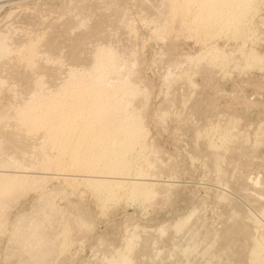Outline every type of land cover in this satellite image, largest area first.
Listing matches in <instances>:
<instances>
[{"label": "rangeland", "instance_id": "374dc122", "mask_svg": "<svg viewBox=\"0 0 264 264\" xmlns=\"http://www.w3.org/2000/svg\"><path fill=\"white\" fill-rule=\"evenodd\" d=\"M175 1L0 0V161L3 160L2 162H5L0 164V174L3 169H7L8 171H4L13 175L21 173L20 179L23 182L18 180L20 184L22 183L21 185H23L24 181H27V184L24 183L27 189L30 187L29 184L31 185V188L27 190L25 189L26 187L23 189V186L19 184L20 188L15 189L18 190L17 192L20 191L22 193L19 192L18 194L14 188L13 191L8 189L10 192L8 190L2 191L6 197L0 192V197H4V199L3 197L0 199V206H3L2 208L0 207V214L5 215H0V232L2 231L0 233V264H16L19 258L20 260L23 258L21 262L25 261L20 262V264H33L34 257L38 255V258H42L41 254L47 255V257L44 256L45 258H42L47 263L42 264H112L114 261L118 263V258H122L124 255L126 257L131 256L128 258L134 261L133 264H159L164 259L165 264H264V214L262 213L264 212V0H252L245 5L248 10L244 9V14L241 17L239 16L240 19H237L236 23H233L236 25L228 24L230 21L228 19L226 25L222 24L227 28L220 25L219 22L221 27L217 25L218 23H215V29L218 31L213 35L216 38H213V35L209 37L207 32L209 28L203 27L204 30H202V26L193 23L191 14L184 15L181 12L182 8H180L181 11L179 12L181 4L178 5L179 7H174L173 5L176 4L173 2ZM176 7L178 8L177 10ZM171 8L172 10L175 8L174 11L169 10ZM220 29L221 31H226L221 32ZM193 32L197 34L198 40ZM201 32L205 34H200ZM199 34L200 36L202 35L201 38ZM207 34L208 37H206ZM106 50L110 54L114 53L117 61H115L117 63L116 66L118 65L121 70L119 71L120 75H113V78L110 79L112 82L110 84L109 82L106 83L107 86L105 88L108 87L116 91L120 87V89L125 88L123 89L125 91L130 83L137 90L133 93L136 96L134 95L132 104L128 105V108L119 107L120 110L118 109L119 111L116 112L117 114L115 113V118H113L116 119L117 117L119 119L118 117L120 116V118L122 116L123 118L126 116L136 118L139 114V120L141 118L143 120L141 124L144 123V126H142L143 130H147H144L146 133L143 131L146 137L143 136V138L145 137L143 140L140 138L139 142L141 141V143L134 148L132 154L130 153L131 157L129 158L131 159H129V163L131 160L132 162L129 164V174L126 172L127 174L124 175L126 178L118 177L117 179L112 174L103 173L105 175L102 177L103 180L105 177L110 176V178L107 177L106 179L111 182L117 179L123 181V184L121 186L118 184L117 187V183L114 181L112 185L109 184L106 187L107 189L104 188V190L103 187L100 189L96 185V188H94V183L97 184L95 180L102 179L100 177L102 172H96V175L95 170H93L91 175V173L87 174L90 170H86L87 172L84 171L83 175V169H79L78 171L82 174H79V172L75 174L77 168L76 171H74V168L72 171V167H69L68 155L59 157L58 153L48 142L46 127L30 128V124H26V126L23 122L21 123L19 116L26 108H31L38 114L41 113L43 117L47 116V112L49 111L48 114H51V109L54 106H57L58 109H64L72 96V91L75 88H80V85L81 88L86 90L92 89V86L94 88L96 82L93 83L92 81H97V75H101L100 72L95 70L98 63L96 61L101 54L106 55ZM216 50L220 54L218 51L215 52ZM254 51H256L255 54L257 56H254ZM200 52L203 58H200ZM250 52L256 60L259 56H263L262 58L260 57L262 62L260 58L257 61L253 58L251 59L249 57V55H252ZM214 54L218 56L219 61L217 57H213ZM193 58L195 61L198 58L197 66ZM222 61L224 63L223 66L221 64ZM191 62L195 65L191 64ZM199 62H201V65ZM216 62H220V64ZM172 68H175L174 73L171 70ZM194 69L198 72L193 73L195 72L193 71ZM178 70L180 71L178 72ZM181 71H185L187 74ZM167 72L171 73L172 76ZM181 75H184V77ZM173 77L177 78L174 79ZM116 78H118V81L116 80L117 82L113 86L112 83L115 81L113 79ZM165 78L170 81H166ZM173 80L177 81L174 82ZM166 82H170L171 86L169 83L166 84ZM192 84H195V87ZM132 86L130 87L129 85L130 91H133ZM190 86H192L193 91ZM140 89L143 90V94ZM66 90L68 91L66 92ZM103 90L97 91L102 95ZM115 91L112 92L113 97L115 96L112 103H119L120 101L115 100L117 94ZM91 94L90 92L87 98L89 99L90 97V99H86L88 101H86L88 103L85 104L86 107L93 102ZM69 95L70 97L68 98ZM109 95L111 96L112 94ZM120 111L130 112L129 114L124 112L127 114L125 116ZM133 111L136 115H134ZM118 127L121 130L120 124ZM80 128L82 127L78 125L76 129L80 131ZM228 132L230 133L228 134ZM90 134L87 137L89 142L93 139L91 137L95 136L94 133ZM200 134L202 135L200 136ZM89 136L91 137L89 138ZM225 136H230V138H225ZM220 137H222V140ZM96 138L93 141H102V139ZM210 139H215L216 141L212 142L213 140ZM226 140L228 144H226ZM222 141L225 143L221 144L223 143ZM209 143L217 144L219 147ZM220 147L222 149H219ZM140 148L144 152L142 150L140 152ZM217 148L221 151L217 150ZM217 157L222 161L215 159ZM57 158L59 161L56 160ZM62 159L64 161L68 160L67 163L62 161ZM191 159H196V161ZM46 160H50L49 164ZM51 161L53 162L52 166L50 165ZM61 164L63 167L65 164L66 167L63 168ZM217 165L220 167H217ZM138 168H141V170ZM4 171L2 173H5ZM140 171L142 172L141 175L139 174L141 173ZM85 172L87 175H85ZM147 173H150V175ZM23 175H25V178ZM94 175L97 176H95V179ZM147 175L151 177L153 182L151 179H146L150 178ZM131 177H133L134 181L137 179L145 181V183L149 182L148 184L151 188L148 186L150 188H147L148 194L150 193V195L155 197L152 196L151 198L150 195L144 193L145 195L143 196H146L145 198L143 196L139 197L140 199L137 197L139 200L135 199L130 202L133 199L129 191L130 183L133 181ZM134 177L137 178L135 179ZM81 178H84L85 181ZM157 178H160V182ZM32 179L38 181L34 180L36 181L34 182ZM87 179L90 181H87ZM32 183H36L35 187ZM160 184L162 187H160ZM19 185L15 186L18 187ZM223 185H225L223 188L228 189L226 191L230 193L229 197L227 196L228 192L223 193L225 191L222 188ZM108 188L113 190L111 191ZM102 189L103 192H99ZM108 190L111 193L115 190L112 193L115 197L108 193ZM15 192L16 194H14ZM222 193L224 195L223 199ZM109 194L112 196H109ZM12 195H14V199L11 197ZM148 196L150 199L147 200ZM142 197L147 201L143 200L142 202ZM128 199L131 200L128 201ZM3 200L4 202H2ZM39 200L43 202L39 203ZM11 202L12 205L10 206ZM3 203L9 205L5 206ZM44 203L46 204L44 205ZM47 203L50 204L48 205ZM203 203L206 208L202 205ZM35 204L37 207H34L36 206ZM39 204L45 206L42 207L43 213L41 210H37ZM200 205L203 208H199L201 207ZM35 208H37L36 211ZM39 208L41 209V207ZM201 209H205L206 212L203 213L205 210L202 211ZM31 211L32 214H30ZM61 211L64 212L63 215ZM199 211L203 213L202 224L205 223L204 226L206 227L204 229L205 227L203 226L201 231L199 230L202 235L200 233L197 235V230L194 232L197 235V239L200 236V240L198 239L200 244L195 243V240L197 241V239H193L195 235L190 237L189 234V236H186L188 233L186 231L183 237L186 236L187 238H184V241L180 242V244L184 243L185 246H182L186 247V244L190 243V247L188 245L187 247L189 248L181 247L178 243L183 237H180L177 233L181 232L183 228L178 230L175 229L174 225H176L178 219L182 218L181 220H183V217L185 218L189 214ZM257 211L260 213L258 216ZM247 212L248 214H246ZM233 214L236 215L234 216ZM258 217L261 219L259 218L257 221ZM29 219L31 221L41 220L44 223H41V221H37L38 223L35 221L31 222ZM1 221H5L2 222L4 226H2ZM24 221L25 223L23 224L22 222ZM83 221L86 222L84 223ZM30 223H33V225L41 223L42 226H39L40 228L43 225L45 226L43 228L46 231H43V229L42 231L46 237L42 236L44 237L43 242H45L42 244L46 246L41 245V243L37 244L34 240L36 238L31 236L33 230L35 232L34 226H29L33 228V230H31L32 228L27 230H30V233L24 232V225L27 224L24 227V229H27ZM191 223L188 224H191L192 227L194 220ZM13 224L18 225L14 226ZM160 226L161 230H159ZM16 227H20V229ZM65 227L69 228L65 230ZM163 227L165 229H162ZM13 231L19 232L17 234L21 238L32 237L30 238L32 244L30 239L27 240L29 243L23 239L27 245L32 246L36 243L33 246L36 247L34 248L38 252L33 250V246H26L24 241L22 246L21 242L23 239L17 237L16 233L14 235ZM45 232L47 233L45 234ZM25 233L30 236H26ZM61 233L63 235L67 234L66 240ZM138 234H140L139 237H137ZM129 237L134 243L128 242L127 239ZM188 238L194 240V242L192 241V244L190 240L189 243L185 242V239L188 240ZM135 241L138 243L136 244ZM175 241L181 249L183 248V251L184 249L187 251L190 249L191 253L190 251L181 252L176 247L178 245H175ZM63 243H66V245ZM193 243L198 244L197 246L200 247L199 252L194 251V249L193 251L191 250V246L195 245ZM53 244H55L56 248ZM60 245H64V253L61 251L62 246ZM126 245L129 246L130 250H127ZM130 245L132 248H130ZM202 245H204L203 248L201 247ZM207 245L210 248L207 247L206 249L205 246ZM24 246L26 248H23ZM42 246L45 248L43 247V249ZM65 246L69 247L65 248ZM197 246L194 247L198 249ZM37 247H40V250L43 251L39 252L40 250ZM172 247L176 249L173 248L174 250H171V252L169 249H172ZM30 248L37 254L36 256L33 255L32 251L31 254L33 256H31ZM47 248L48 250L53 248L52 251H49L51 253L48 252L49 256ZM14 249L16 251H13ZM21 249L23 252L26 251L28 253L24 252V255L20 251ZM155 251L162 255L165 253L172 254L173 252L174 254H170L169 259L166 261L168 257L165 258V255L162 256L160 254L164 257V259H160L161 256L158 254L156 256ZM152 253L156 259L159 258L160 260L151 261V259H155L152 257ZM185 253L186 258L184 256ZM28 254L33 258L30 262L24 257H27ZM180 255L183 257L184 263L181 262L182 260L180 261ZM11 256L13 258L10 261ZM114 257L117 261L114 260ZM56 258L59 259L57 260ZM27 261L28 263H26ZM161 263L163 264V262Z\"/></svg>", "mask_w": 264, "mask_h": 264}, {"label": "bare ground", "instance_id": "6f19581e", "mask_svg": "<svg viewBox=\"0 0 264 264\" xmlns=\"http://www.w3.org/2000/svg\"><path fill=\"white\" fill-rule=\"evenodd\" d=\"M175 1V0H174ZM248 1V2H247ZM250 1H252V0H179V1H175V2H173L174 4H176V5H173L174 7L175 6H177V7H179L178 5L179 4H181V6L179 7V12L181 11V9L180 8H182V13L185 15V14H191V17H192V22L193 23H196L197 25H200V26H202V30H204L203 29V27L204 28H206L207 27V32H208V34H209V37H210V35H213V34H216V31H218L217 29H215V23H220V25H222L223 23H224V25H226V21H228V20H230L229 22H228V24L230 23V24H233V23H236L237 22V19H240L239 18V16L241 17V15L242 14H244V9H247V8H245L246 6L245 5H247V4H249V2ZM256 1V0H255ZM170 4V3H169ZM251 4V3H250ZM170 5H172V4H170ZM128 7V6H127ZM171 7V6H170ZM176 7V10L178 9ZM237 7V8H236ZM249 7H250V5H249ZM173 8V7H172ZM172 8L171 9H169V10H172ZM236 8V9H235ZM164 9V8H163ZM175 9V8H174ZM174 9L172 10V11H174ZM253 9V8H252ZM259 9V8H258ZM248 10V9H247ZM254 10V9H253ZM164 11V10H163ZM178 11H176L177 13H178ZM196 11H198V12H196ZM196 12V13H195ZM245 12H247V11H245ZM256 12V11H255ZM175 13V12H174ZM180 14V13H179ZM193 14V15H192ZM171 15V14H170ZM168 16V15H167ZM177 16V15H176ZM154 17V16H153ZM178 17V16H177ZM188 17H189V15H188ZM184 19V18H183ZM228 19V20H227ZM158 20V19H157ZM241 20H242V18H241ZM156 23V22H155ZM192 23V24H193ZM219 23L217 24L218 26H220L219 25ZM83 24H84V22H83ZM227 24V25H228ZM135 25V24H134ZM189 25V24H188ZM224 25H222V26H224ZM233 25H236V24H233ZM81 26V25H80ZM182 26V25H181ZM186 26H187V24H186ZM130 27H131V25H130ZM197 27V26H196ZM221 27V26H220ZM224 27H226V26H224ZM223 27V28H224ZM229 27H230V25H229ZM234 29H235V27L234 26H232ZM231 27V28H232ZM192 28V27H191ZM198 28V27H197ZM218 28V27H217ZM227 28V27H226ZM225 28V29H226ZM230 28V29H231ZM189 29V28H188ZM195 30H196V28H194ZM229 29V28H228ZM244 29V28H243ZM88 30V29H87ZM159 30V29H158ZM198 30V29H197ZM191 31V30H190ZM220 31H221V29H220ZM222 31H226V30H222ZM221 31V32H222ZM227 31H229V30H227ZM232 31V30H231ZM254 31V30H253ZM164 32V31H163ZM163 32H161V33H163ZM206 32V31H205ZM236 32H238V31H236ZM157 33V32H156ZM194 34H195V32H193ZM197 33V32H196ZM204 32H201L200 34H203ZM227 33V32H226ZM200 34H199V36H200ZM205 34V33H204ZM203 34V35H204ZM208 34L206 35V37H208ZM218 34H219V32H218ZM196 36H197V34H195ZM227 35V34H226ZM242 35V34H241ZM246 35V34H245ZM251 35V34H250ZM163 36V35H162ZM202 36V35H201ZM201 36H200V38H201ZM217 37L219 36V35H216ZM206 37H205V39H206ZM213 38L215 37L214 35L212 36ZM220 37V36H219ZM202 38H204V37H202ZM216 38V37H215ZM145 39V38H144ZM209 39V38H208ZM207 39V40H208ZM237 39V38H236ZM197 40H198V36H197ZM200 40V39H199ZM204 40V39H203ZM213 40V39H212ZM216 40V39H215ZM142 41V40H141ZM207 42V41H206ZM211 42V41H210ZM144 46V45H143ZM119 47V46H118ZM142 47V46H141ZM213 47V46H212ZM217 47V46H216ZM103 49V48H102ZM117 49V48H116ZM144 49V48H143ZM206 49H208V48H206ZM217 49V48H216ZM211 50H213V48H211ZM215 50V49H214ZM240 50V49H239ZM107 51V50H106ZM105 51V52H106ZM109 51H110V49H109ZM218 50H216L215 52H217ZM252 51H253V49H252ZM209 52V51H208ZM211 52V51H210ZM214 52V53H215ZM239 52V51H238ZM246 52V51H245ZM255 52L256 51H254V56H257L256 54H255ZM206 54H207V52H205ZM218 53H219V51H218ZM218 53H215V54H218ZM248 53V52H247ZM251 53V52H250ZM201 54V52L199 53V55ZM205 54V55H206ZM209 55H210V53H208ZM215 54L213 55V57L215 56ZM220 54V53H219ZM227 54V53H226ZM242 54V53H241ZM252 54V53H251ZM253 54L250 56L249 54H247V55H249V57H251V59L253 58L254 59V57H253ZM117 55V54H116ZM203 55H204V53H203ZM234 55V54H233ZM244 55V54H243ZM104 56V57H103ZM164 56V55H163ZM201 56V55H200ZM199 56V57H200ZM212 56V55H211ZM211 56H209V57H211ZM225 56V55H224ZM189 57V56H188ZM193 57V56H192ZM191 57V58H192ZM197 57V56H196ZM196 57H195V59H196ZM205 57V56H204ZM215 57H217V60L219 59L218 58V56H215ZM223 57V56H222ZM228 57V56H227ZM247 57V56H246ZM262 58L263 56H259V58ZM96 58V57H95ZM200 58H203L202 56L200 57ZM206 58H207V56H206ZM205 58V59H206ZM232 58H233V56H232ZM256 58V57H255ZM258 58V59H259ZM261 58H260V61H261ZM264 58V57H263ZM118 59V58H117ZM130 59V58H129ZM205 59H203V60H205ZM211 59V58H210ZM214 59V58H213ZM223 59V58H222ZM231 59V58H230ZM250 59V58H249ZM257 59V60H258ZM120 60V59H119ZM124 60V59H123ZM186 60V59H185ZM193 60H194V58H193ZM193 60H191L190 59V61H192L193 62ZM197 60H198V58H197ZM195 61L194 63L196 64V62H198V61ZM201 61H202V59H200ZM221 60V59H220ZM224 60V59H223ZM254 60H256V59H254ZM253 60V61H254ZM256 60V61H257ZM115 55H114V53L113 54H110L108 51H107V53H106V55H103V54H101V56L98 58V60L96 61V62H98L96 65H97V69H95V70H97V72H100L101 73V75H97V81H92L93 83L94 82H96V84L94 85L95 87V89H96V91L97 90H99V92H100V90L102 91L103 89V93H102V95L100 94V93H98V91L96 92L95 91V89L93 88V86H92V89H85V88H81V85H80V88H78V89H74L73 91H72V96L70 97V95L68 96V98L70 97V99H69V101L66 103V106L64 107V109L63 108H60V109H58L57 108V106H54L53 107V109H51L52 111H51V114H48L49 113V111L47 112V116H44L43 117V115L40 113V114H38V112H34L31 108L29 109H25V111H23L22 113H20L19 111V113L21 114L20 116H19V120L21 121V123L23 122L25 125L26 124H30L31 126H30V128L32 127V128H34V127H46V130H47V137L46 138H48L47 140H48V142L52 145V147L54 148V150L58 153V155H59V157H61L62 155L63 156H65V155H68V164L70 165L69 167H72V171H73V168L75 169L74 171H76V168H77V172H75V174L76 173H78L79 171V169H83L82 171H83V175H84V171H86V170H90V172H87V174H89V173H91V171H93V170H95V174H96V172H102V176H100L101 178L103 177V175L104 174H106V173H109V174H112V175H114V177H117V179H118V177H125L126 178V176H124L125 174H127L126 172H128V174H129V170H130V166H129V164H131V162H132V160L130 161V163H129V159H131V158H129V157H131V154H132V152H134V148L137 146V145H139L140 143H141V141L139 142V140H143L146 136H145V134H143L147 129H144L143 130V127L142 126H144V123H142L141 124V121H143L142 120V118H141V120H139V117L138 116H140L139 114H138V116L135 118V117H132V118H130V117H127L126 115L127 114H125L124 112H127V111H120V112H123L124 114H125V116L126 117H124L123 118V116H122V118H120V117H118L119 119H117V117H116V119H114L115 118V116L114 115H116L117 113V111H119L120 109H119V107L120 108H125V107H127L128 108V105H130V104H132V100H133V98H134V95L135 94H133V93H135V91H137L136 90V88H134V86H132V84H130L129 83V85H130V87L132 86V88H133V91H130L129 90V85H128V89H126L125 91H123V89H125V88H123V89H120V87L118 88V90L116 89V91L115 90H112V89H110V88H105L107 85H106V83H108L109 82V84L112 82V81H110V79H112L113 78V75L115 76V75H118L119 74V71L121 70L120 68H118V65L116 66V64L117 63H115ZM138 61V60H137ZM211 61H212V59H211ZM210 61V62H211ZM219 61V60H218ZM230 61V60H229ZM117 62V61H116ZM186 62V61H185ZM191 62V64H193V65H195L194 63H192ZM209 62V63H210ZM212 62H214V60L212 61ZM212 62H211V64H212ZM225 62V61H224ZM262 62V61H261ZM31 63V62H30ZM179 63V62H178ZM189 63V62H188ZM201 62H199V64H200ZM216 63H219L220 64V62H216ZM256 63V62H255ZM254 63V64H255ZM32 64V63H31ZM222 66H223V61H222ZM247 64V63H246ZM250 64H251V60H250ZM123 65V64H122ZM186 65V64H185ZM201 65V64H200ZM264 65V64H263ZM29 66V65H28ZM31 66V65H30ZM95 66V65H94ZM191 66V65H190ZM196 66H197V64H196ZM249 66V65H248ZM245 67V66H244ZM192 68V67H191ZM202 68V67H201ZM208 68V67H207ZM211 68V67H210ZM175 69V68H174ZM174 69L172 68L171 70H173V73H174ZM182 69V68H181ZM188 69V68H187ZM186 69V70H187ZM204 69V68H203ZM246 69V68H245ZM264 69V68H263ZM94 70V71H95ZM183 70V69H182ZM197 70V69H196ZM244 70V69H243ZM126 71V70H125ZM180 70H178V72H179ZM188 71V70H187ZM193 71H195V69L193 70ZM192 71V72H193ZM201 71V70H200ZM133 72V71H132ZM169 72H170V70H169ZM182 72V71H181ZM184 73H186L185 71H183ZM182 72V73H183ZM198 72V71H197ZM196 71L195 72H193V73H197ZM131 73V72H130ZM135 73V72H134ZM168 73V72H167ZM177 73V72H176ZM91 74V73H90ZM103 74V75H102ZM168 74H171V73H168ZM180 74V73H179ZM187 74V73H186ZM92 75V74H91ZM120 75V74H119ZM131 75V74H130ZM226 75V74H225ZM79 76V75H78ZM95 76H96V73H95ZM171 76H172V74H171ZM176 76H178V75H176ZM180 76V75H179ZM181 76H183L184 77V75H181ZM118 77V76H117ZM186 77H187V75H186ZM87 78V77H86ZM92 78V77H91ZM119 78V77H118ZM118 78H116V79H113V80H115L114 81V83H112L113 84V86L115 85V83L118 81ZM121 78V77H120ZM128 78V77H127ZM172 78V77H171ZM174 79H176L175 77H173ZM182 78V77H181ZM188 78V77H187ZM73 79H75V78H73ZM95 79V78H94ZM123 79V78H122ZM167 78H165V80H166ZM184 79V78H183ZM117 80V81H116ZM182 80V79H181ZM86 81V80H85ZM166 81H170V80H166ZM174 82H176L175 80H173ZM172 81V82H173ZM195 81V80H194ZM193 81V82H194ZM89 82V81H88ZM184 82V81H183ZM189 82V81H188ZM192 82V81H191ZM190 82V83H191ZM192 82V83H193ZM169 83V85L171 86V83L170 82H168ZM167 82H166V84H168ZM185 83V82H184ZM195 83V82H194ZM92 84V83H91ZM176 84V83H175ZM178 84V83H177ZM39 85V84H38ZM79 85V84H78ZM86 85V84H85ZM134 85V84H133ZM188 85V84H187ZM191 85V84H190ZM194 87H195V84H192ZM63 86V85H62ZM91 86V85H90ZM90 86H88V87H90ZM111 86V85H110ZM126 86V85H125ZM169 86V87H170ZM197 86V85H196ZM65 87V86H64ZM75 87V86H74ZM84 87V86H83ZM122 87V86H121ZM136 87V86H135ZM168 87V86H167ZM191 87V88H190ZM189 88L190 89H192V86H190ZM62 88V87H61ZM73 88V87H72ZM127 88V87H126ZM132 88H131V90H132ZM59 89V88H58ZM71 89V88H70ZM113 89H114V87H113ZM190 89H189V91H190ZM196 89V88H195ZM141 90V89H140ZM68 90H66V92H67ZM70 91V90H69ZM88 91H90L92 94H94V96H92V94L90 95L92 98H93V102H92V104L90 105L89 104V106H85V104H88L87 102V100H89L90 99V97H89V99H87L88 98V94L90 93V92H88ZM113 91H115V93H117L116 94V98H115V100L117 99V101H120L119 103L118 102H116V103H112L113 101H114V97H113ZM139 91V90H138ZM192 91H193V89H192ZM60 92H63V91H60ZM141 92H142V94H143V90H141ZM140 92V93H141ZM195 92V91H194ZM58 93V92H57ZM137 93V92H136ZM140 93H138V94H140ZM191 93H193V92H191ZM109 94H112L111 96L109 95ZM141 94V95H142ZM149 94V93H148ZM65 95H67V94H65ZM120 95V96H119ZM197 95V94H196ZM136 96V95H135ZM194 96V95H193ZM87 99V100H86ZM87 101V102H86ZM90 103V102H89ZM45 104H47V103H45ZM36 105V104H35ZM57 105H58V103H57ZM136 105V104H135ZM40 106V105H39ZM64 106V105H63ZM132 106V105H131ZM41 107V106H40ZM46 107V106H45ZM59 107H61V106H59ZM49 108H51L50 106H49ZM132 109H133V106L131 107ZM130 108V109H131ZM135 108V107H134ZM19 109V108H18ZM37 109V108H36ZM40 109V108H39ZM119 109V110H118ZM146 109V108H145ZM126 110H128V109H126ZM134 111H135V109H134ZM134 111H133V113H134ZM173 111V110H172ZM120 112H119V114H120ZM130 112V111H129ZM129 112H127L128 114H129ZM138 112V111H137ZM46 113V112H45ZM116 113V114H115ZM122 114V113H121ZM193 114V113H192ZM133 115V114H132ZM134 115H136L135 113H134ZM119 116V115H118ZM114 117V118H113ZM164 117V116H163ZM191 117V116H190ZM13 118V117H12ZM170 118V117H169ZM164 119V118H163ZM229 120V119H228ZM209 121V120H208ZM237 121V120H236ZM18 122V121H17ZM163 122V121H162ZM219 122V121H218ZM20 123V122H19ZM119 124L121 125V130H120V128L118 127L119 126ZM230 124H231V122H230ZM78 125H80L82 128L84 127V129H82V128H80V131H79V129L77 130L76 128H77V126ZM4 126V125H3ZM27 126V125H26ZM101 126V127H100ZM6 127V126H5ZM24 127V126H23ZM165 127V126H164ZM230 127V126H229ZM95 128H99V129H95ZM216 128H219V127H216ZM228 128V127H227ZM7 129V128H6ZM82 129V130H81ZM223 129V128H222ZM29 130H31V129H29ZM235 130V129H234ZM144 131V132H143ZM200 132H201V130H199ZM227 131V130H226ZM225 131V132H226ZM218 132V131H217ZM90 133H94L95 134V136H93V137H91V136H89V138L91 137V138H93V139H95L96 137H98V138H100V139H102V141L101 142H95V140L93 141V139L92 140H90V139H88V140H90V142L89 141H87V137H88V135L90 134ZM146 133V132H145ZM214 133H216V132H214ZM219 133V132H218ZM222 133V132H221ZM230 132H228V134H229ZM93 134V135H94ZM148 134V133H147ZM146 134V135H147ZM198 134V133H197ZM217 134V133H216ZM215 134V135H216ZM90 135H92V134H90ZM202 134H200V136H201ZM227 135V134H226ZM143 136H145L144 138H143ZM213 136H214V134H213ZM95 137V138H94ZM223 137V136H222ZM222 137H220V139L222 138ZM141 138V139H140ZM200 138H202V137H200ZM200 138H198V139H200ZM211 138V137H210ZM225 138H230V136L229 137H226L225 136ZM261 138V137H260ZM97 139V138H96ZM99 139V140H100ZM224 139V138H223ZM210 140H213V139H210ZM222 140V139H221ZM96 141H98V140H96ZM214 141H216L215 139L212 141V142H214ZM220 142V141H219ZM218 142V143H219ZM223 142V141H222ZM143 143V142H142ZM225 142H223V143H221V144H224ZM210 144V143H209ZM213 144V143H212ZM212 144H210V145H212ZM221 144H219L220 146H222ZM226 144H228L227 143V140H226ZM225 144V145H226ZM233 144V143H232ZM209 145V146H210ZM214 145V144H213ZM217 145V144H216ZM216 145H214V146H216ZM228 146V145H227ZM226 146V147H227ZM256 146V145H255ZM259 146V145H258ZM145 147V146H144ZM217 147H219L218 145H217ZM225 147V146H224ZM212 148H213V146H212ZM255 148V147H254ZM213 149H215V147L213 148ZM219 149H222V147H220ZM218 148H217V150H219ZM141 150L143 151V149L142 148H140V152H141ZM135 151H136V149H135ZM219 151H221V150H219ZM1 152V151H0ZM52 152V151H51ZM137 152V151H136ZM144 152V151H143ZM25 153V152H24ZM131 153V154H130ZM139 153V152H138ZM137 153V154H138ZM217 154V153H216ZM215 154V155H216ZM144 155V154H143ZM198 155V154H197ZM211 155V154H210ZM140 156V155H139ZM27 157V156H26ZM58 157V158H59ZM212 157V156H211ZM220 157V156H219ZM222 157V156H221ZM225 157V156H224ZM24 158V157H23ZM58 158L56 159L57 161H59L60 160V158H59V160H58ZM0 159H1V157H0ZM197 159V158H196ZM196 159L195 160H193V159H191V160H193V161H196ZM215 159H219L218 157L217 158H215ZM223 159V158H222ZM225 159V158H224ZM52 160V159H51ZM214 160V159H213ZM220 161H222L221 159H219ZM3 161V160H2ZM2 161H0V164L1 163H5V162H2ZM47 162H48V164H49V161L48 160H46ZM62 161H64L63 159H62ZM62 161H60V162H62ZM67 161H64V162H66L67 163ZM193 161H192V164H193ZM206 161V160H205ZM43 162V161H42ZM59 162V163H60ZM214 162H216V161H214ZM225 162V161H224ZM53 162L51 161L50 162V165L52 164ZM63 163V162H62ZM146 163H148V162H146ZM218 163H219V161H218ZM8 164V163H7ZM6 164V165H7ZM14 164H15V162H14ZM47 164V165H48ZM68 164H67V166H68ZM213 164V163H212ZM217 164V163H216ZM5 165V164H4ZM16 165H18V164H16ZM45 165V164H44ZM60 165V164H59ZM62 165V164H61ZM143 165V164H142ZM153 165V164H152ZM176 165V164H175ZM219 165H221V164H219ZM219 165H217V167H220ZM2 166V165H1ZM9 166H10V163H9ZM9 166H7V167H9ZM52 166V165H51ZM50 166V167H51ZM55 166H56V164H55ZM132 166V165H131ZM224 166V165H223ZM3 167V166H2ZM14 167V166H13ZM13 167H11V168H13ZM48 167V166H47ZM62 167H63V165H62ZM66 167V165L64 164V167L63 168H65ZM138 167H140V166H138ZM1 168V167H0ZM10 168V169H11ZM24 168H26V167H24ZM42 168H44V167H42ZM59 168V167H58ZM132 168V167H131ZM144 168V167H143ZM143 168H142V170H143ZM3 169V168H2ZM2 169H1V171H2ZM9 169V170H10ZM15 169V168H14ZM13 169V170H14ZM22 169V168H21ZM47 169V168H46ZM69 169V168H68ZM138 169H140L141 170V168H138ZM137 169V170H138ZM8 171L7 169H3V171ZM12 170V169H11ZM10 170V171H11ZM18 170H19V168H18ZM17 170V171H18ZM65 170H67V169H65ZM136 170V171H137ZM222 170V169H221ZM220 170V171H221ZM2 171V172H3ZM4 171V172H5ZM15 171V170H14ZM13 171V172H14ZM68 171H70V170H68ZM81 171V172H82ZM132 171V170H131ZM217 171V170H216ZM1 172V174H0V192H2V191H4V190H8V189H11V191H13V188H14V190H16L15 188H20V185L22 184H20V182L18 181V180H21L20 178H21V175L19 176V175H17L15 172V174L13 175V174H9V173H2ZM43 172V171H42ZM51 172V171H50ZM50 172H48V173H50ZM86 172H85V175H87L86 174ZM141 172V171H140ZM144 172H146V171H144ZM148 172V171H147ZM215 172V171H214ZM219 172V171H218ZM19 173V172H18ZM32 173V172H31ZM67 173V172H66ZM70 173V172H69ZM104 173V174H103ZM131 173V172H130ZM157 173V172H156ZM217 173V172H216ZM221 173V172H220ZM224 173V172H223ZM24 174H26V173H24ZM79 174H82V173H80L79 172ZM94 174V173H93ZM137 174H138V172H137ZM137 174H136V176H137ZM140 175L142 174V172L141 173H139ZM138 174V175H139ZM147 174H149L150 175V173H147ZM155 174V173H154ZM225 174V173H224ZM30 175V174H29ZM28 175V176H29ZM61 175V174H60ZM71 175H73V174H71ZM91 175H92V173H91ZM97 175V174H96ZM96 175H94V179H95V176ZM144 175V174H143ZM219 175H221V174H219ZM25 175H23V177H24ZM27 176V177H28ZM75 176V175H74ZM90 176V175H89ZM99 176V175H98ZM105 176V175H104ZM107 176V175H106ZM135 176V175H134ZM145 176V175H144ZM148 176V175H147ZM157 176H159L158 174H157ZM217 176V175H216ZM215 176V177H216ZM30 177V176H29ZM31 177H32V174H31ZM76 177V176H75ZM78 177V176H77ZM80 177V176H79ZM97 177V176H96ZM99 177V178H100ZM107 177H109L110 178V176H107ZM107 177H105V179L107 178ZM141 178H142V176H140ZM146 177V176H145ZM148 177H150V176H148ZM154 177H155V175H154ZM25 178V177H24ZM34 178H36V177H34ZM45 178H47V177H45ZM88 178V177H87ZM90 178V177H89ZM108 178V179H109ZM113 178V177H112ZM135 178V177H134ZM137 178V177H136ZM135 178V179H136ZM144 178V177H143ZM156 178V177H155ZM28 179V178H27ZM40 179V178H39ZM43 179V178H42ZM81 179H83L84 180V178H81ZM86 179V178H85ZM91 179V178H90ZM93 179V180H94ZM103 180V178L101 179V180H98V179H96L95 180V182H97V184H95L94 183V186L96 185L97 187H100V189H101V187H103V189L104 188H106L107 186H109V184L110 185H112V183L115 181L116 183H117V187H118V184L121 186V184H123V181H119V180H117V179H115L113 182H111V181H109V180ZM128 179V178H127ZM127 179H125V180H127ZM133 179V177H131V180ZM145 179V178H144ZM146 179H151V177L150 178H146ZM145 179V180H146ZM158 179V178H157ZM24 180V179H23ZM33 180V179H32ZM34 180H36V179H34ZM33 180V181H34ZM45 180V179H44ZM111 180V179H110ZM117 180V181H116ZM122 180V179H121ZM152 180V179H151ZM219 180H220V178H219ZM30 181V180H29ZM28 181V182H29ZM36 181H38V180H36ZM36 181H34V182H36ZM85 181V180H84ZM87 181H90V180H88L87 179ZM128 181V180H127ZM127 181H125V182H127ZM150 181V180H149ZM158 181L160 182V178L158 179ZM170 181V180H169ZM230 181V180H229ZM21 182H23L22 180H21ZM27 182V181H26ZM25 181H24V183H26ZM66 182V181H65ZM70 182V181H69ZM91 182H92V180H91ZM90 182V183H91ZM148 182V181H147ZM152 182H153V180H152ZM155 182H156V179H155ZM162 182H164V181H162ZM171 182H172V180H171ZM171 182H169V183H171ZM220 182V181H219ZM24 183H23V185H21V186H23V189H24V187H26L25 189H27V186H26V184H25V186H24ZM93 183V182H92ZM130 183V182H129ZM132 183V184H131ZM131 183H130V189H129V191H130V196H131V198H133L132 200L131 199H128V201L129 200H131L130 202H132L133 200H137L139 197L141 198V196H143V195H145L144 193H146L147 195H150V193L148 194V190H147V188H151V186L148 184V183H145V181H139V180H137L136 179V181H134V179H133V181H131ZM218 183V182H217ZM20 184V185H19ZM33 184V183H32ZM35 184L36 183H34L33 184V186L35 187ZM38 184V183H37ZM152 184H155V183H152ZM151 184V185H152ZM157 184V183H156ZM166 184H168V183H166ZM220 184H221V182H220ZM228 184V183H227ZM226 184V185H227ZM15 185H19L18 187H16ZM40 185V184H39ZM113 185H115V184H113ZM125 185H128V184H125ZM161 185V184H160ZM171 185V184H170ZM215 185V184H214ZM13 186H15V187H13ZM29 188H31V185L29 184ZM96 186L94 187V188H96ZM119 186V187H120ZM149 186V187H148ZM68 187V186H67ZM76 187V186H75ZM111 187V186H110ZM160 187H162V185L160 186ZM168 187H170V186H168ZM174 187V186H173ZM223 187H225V185H223L222 186V188ZM228 187V186H227ZM28 188V189H29ZM93 188V187H92ZM149 188V189H150ZM154 188V187H153ZM229 188V187H228ZM27 189V190H28ZM36 189V188H35ZM39 189H41V188H39ZM99 189V188H98ZM103 189L102 190H100L99 192H103ZM107 189V188H106ZM108 189H110L111 191L113 190L112 188H108ZM119 189V188H118ZM117 189V190H118ZM223 189H225V191L223 192L224 194H225V192L227 193L228 191H226V189L227 188H223ZM21 190V189H20ZM44 190V189H43ZM105 190V189H104ZM228 190V189H227ZM9 192H10V190H8ZM18 190H16V192H17ZM25 191V190H24ZM32 191V190H31ZM39 191V190H38ZM51 191V190H50ZM57 191V190H56ZM96 191H97V189H96ZM109 191V190H108ZM222 191V190H221ZM229 191H230V189H229ZM7 192V191H6ZM16 192L14 193V194H16ZM20 192V191H19ZM19 192H17V194L19 193ZM42 193H43V191H41ZM78 192V191H77ZM105 192V191H104ZM113 192H115V190L113 191ZM112 192V193H113ZM218 192H219V190H218ZM20 193H22V192H20ZM41 193V194H42ZM51 193V192H50ZM108 193H111L110 191L108 192ZM111 193V194H112ZM152 193V192H151ZM223 193H222V195L221 196H223L222 197V199L224 198V195H223ZM2 194H3V192H2ZM13 194V193H12ZM25 194V193H24ZM28 194V193H27ZM46 194V193H45ZM104 194V193H103ZM107 194V193H106ZM111 194H109V196L111 195ZM230 193L228 192V194H227V196L229 195ZM5 197H6V195L5 194H3ZM8 195V194H7ZM21 195V194H20ZM19 195V196H20ZM47 195V194H46ZM113 196H114V194H112ZM111 195V196H112ZM238 195V194H237ZM9 196V195H8ZM18 196V197H19ZM151 196V198H152V196H154V195H150ZM220 196V197H221ZM1 197H3V196H1ZM0 197V199H2ZM12 198L14 197V195H12L11 196ZM107 197H108V194H107ZM115 197V196H114ZM138 197V198H137ZM144 197V196H143ZM142 197V198H143ZM146 197V196H145ZM144 197V198H145ZM149 197V196H148ZM155 197V196H154ZM225 197H226V195H225ZM229 197V196H228ZM232 197H234V196H232ZM12 198H11V200H12ZM40 198V197H39ZM51 198V197H50ZM113 198V197H112ZM139 198V199H140ZM141 199L142 200V202H143V200H146V199ZM227 198V197H226ZM3 199H4V197H3ZM8 199V198H7ZM14 199V198H13ZM20 199V198H19ZM48 199V198H47ZM57 199V198H56ZM138 199V200H139ZM148 199H150V197L149 198H147V200ZM36 200H37V198H36ZM42 200V199H41ZM44 200V199H43ZM100 200V199H99ZM146 200V201H147ZM226 200V199H225ZM229 200V199H228ZM8 201V200H7ZM54 201H55V199H54ZM203 201V200H202ZM2 202H4V200L2 201ZM9 202V201H8ZM41 201L39 200V203H40ZM43 202V201H42ZM41 202V203H42ZM116 202V201H115ZM140 202V201H139ZM142 202H140V203H142ZM35 203H36V201H35ZM52 203H54V202H52ZM107 203V202H106ZM133 203H135V202H133ZM137 203V202H136ZM4 204V203H3ZM46 203H44V205H45ZM48 205L50 204V203H47ZM5 205V204H4ZM9 205V204H8ZM8 205H5V206H8ZM12 205V202H11V204H10V206ZM36 205V204H35ZM41 204H39V207H41V209L38 207V209L37 208H35V211H36V209L37 210H41V212H42V207H45V206H40ZM47 205V206H48ZM52 205V204H51ZM51 205H50V207H51ZM204 207H205V204L203 203L202 204ZM202 205H200L201 207H199V208H203L202 207ZM207 205V204H206ZM4 206V207H5ZM33 206V205H32ZM1 208L3 207V206H0ZM15 207V206H14ZM34 207H37V205L36 206H34ZM59 207V206H58ZM0 208V209H1ZM105 208V207H104ZM206 208V207H205ZM7 209V208H6ZM34 209V208H33ZM54 209H56L55 207H54ZM53 209V210H54ZM58 209V208H57ZM61 209V208H60ZM198 209V208H197ZM4 210V209H3ZM10 210V209H9ZM45 210H46V208H45ZM51 211H52V209H50ZM49 210V211H50ZM200 210V209H199ZM202 210V209H201ZM205 210V209H204ZM204 210H202V211H204ZM194 211H195V209H194ZM235 211V210H234ZM252 211H254V210H252ZM1 212V211H0ZM4 212V211H3ZM38 212V211H37ZM37 212H35V213H37ZM61 212H63V211H61ZM206 212V210L203 212V213H205ZM9 213V212H8ZM43 213V212H42ZM80 213V212H79ZM201 211H199V212H193V213H191V215L189 214V216H187V217H183V220H181V219H178L177 220V222H176V225H174V227H175V229H178V230H181L182 228V230H181V232H179V233H182V234H179V233H177L178 235H180V237H183V234H186V231L188 232L187 234H186V236H189V234H190V237L191 236H194L195 235V231L197 230V235H199L198 233H200L199 232V230L201 231V229H202V227L204 226V224H202V218H203V216H202V214H203ZM251 213H253V212H251ZM255 213V212H254ZM253 213V214H254ZM257 213H258V211H257ZM263 214H264V212H262ZM25 214V213H24ZM30 214H32V211H31V213ZM58 214H59V212H58ZM57 214V215H58ZM64 214V212L62 213V215ZM71 214V213H70ZM74 214V213H73ZM240 214V213H239ZM239 214H238V216H239ZM246 214H248V212L246 213ZM256 214V213H255ZM260 213H258L257 214V216L259 215ZM0 215H2V213L0 214ZM10 215V214H9ZM34 215H36V214H34ZM38 215V214H37ZM50 215V214H49ZM56 215V216H57ZM61 215V216H62ZM234 215V214H233ZM236 215V214H235ZM234 215V216H235ZM262 215V214H261ZM261 215H260V217H261ZM2 216H5V215H2ZM31 216V215H30ZM39 216V215H38ZM74 216V215H73ZM80 216V215H79ZM205 216V215H204ZM242 216V215H241ZM255 216V215H254ZM263 216V215H262ZM26 217H27V215H26ZM41 217V216H40ZM256 217V216H255ZM260 217H258L256 220L258 221V219L260 218ZM6 218V217H5ZM20 218V217H19ZM25 218V217H24ZM33 218V217H32ZM31 218V219H32ZM37 218V217H36ZM48 217L46 216V219H47ZM81 218V217H80ZM80 218H79V220H80ZM235 218V217H234ZM233 218V219H234ZM246 218V217H245ZM262 218V217H261ZM260 218V219H261ZM16 219V218H15ZM27 219V218H26ZM31 219H29V221H31ZM54 219V218H53ZM63 219V218H62ZM61 219V220H62ZM69 219V218H68ZM206 219V218H205ZM251 219V218H250ZM1 220V219H0ZM5 220V219H4ZM21 220V219H20ZM19 220V221H20ZM24 220V219H23ZM48 220V219H47ZM193 220H194V223H195V226H194V223H193V226L191 227V222H193ZM236 220V219H235ZM17 221V220H16ZM15 221V222H16ZM22 221V220H21ZM20 221V222H21ZM25 221H27V220H25ZM25 221L24 222H22L23 224L25 223ZM32 221H35V220H32ZM31 221V222H32ZM38 222H40L39 220H37ZM37 221H35V222H37ZM44 221V220H43ZM52 221V220H51ZM74 221H75V219H74ZM233 221V220H232ZM237 221V220H236ZM251 221V220H250ZM261 221V220H260ZM2 222H5V221H1V223ZM20 222H19V224H20ZM37 222V223H38ZM79 222V221H78ZM84 222V221H83ZM86 222V221H85ZM84 222V223H85ZM204 222H205V220H204ZM234 222V221H233ZM256 222V221H255ZM22 223H21V225H22ZM29 223V222H28ZM34 223V222H33ZM33 223L31 224L30 223V225H28L27 226V229L25 228L24 229V227H25V225H27V224H25L24 225V227H23V230H25L24 232H26L29 228H32V227H29V226H34V229H35V232H34V230H33V228L31 229V230H33V234H31V236L33 237H35L36 239H34L35 241H36V243L38 244V243H41V245H45V244H42V243H45V242H43V240H44V237H46L45 235H43V231H46L45 230V228H43V227H45L44 225H43V227H39V226H42L41 225V223H44V222H42L41 221V223H39V225L38 224H34L33 225ZM188 223H191V224H188ZM236 223V222H235ZM12 224V223H11ZM48 224V223H47ZM55 224V223H54ZM54 224H53V226H54ZM58 224V223H57ZM68 224H70V223H68ZM73 224V223H72ZM83 224V223H82ZM127 224V223H126ZM254 224V223H253ZM14 225V224H13ZM16 225H18V224H16ZM16 225H14V226H16ZM20 225V226H21ZM52 225V224H51ZM80 225H81V223L79 224V227H80ZM255 225V224H254ZM258 225V224H257ZM2 226H4L3 225V223H2ZM1 226V227H2ZM23 226V225H22ZM22 226H21V228H22ZM72 226V225H71ZM90 226V225H89ZM167 226V225H166ZM170 226V225H169ZM207 226V225H206ZM210 226V225H209ZM56 227V226H55ZM60 227V226H59ZM64 227V226H63ZM190 227V228H189ZM205 227V226H204ZM17 228V227H16ZM19 229H20V227H18ZM17 228V229H18ZM67 227H65V230H67L66 229ZM84 228V227H83ZM87 228H89V227H87ZM140 228V227H139ZM167 228H168V226H167ZM211 228V227H210ZM17 229H15V230H17ZM42 229H43V231H42ZM56 229V228H55ZM79 229V228H78ZM86 229V228H85ZM143 229H145V228H143ZM162 229H165V227H163ZM204 229H206V227L204 228ZM3 230V229H2ZM22 230V231H23ZM49 230V229H48ZM51 230V229H50ZM152 230V229H151ZM159 230H161V226H160V229ZM177 230V231H178ZM212 230V229H211ZM17 231H19V230H17ZM21 231V233H23ZM52 231V230H51ZM58 231V230H57ZM71 231V230H70ZM176 231V232H177ZM27 232H29L30 233V230L29 231H27ZM26 232V233H27ZM59 232V231H58ZM144 232V231H143ZM165 232V231H164ZM207 232V231H206ZM0 233H2V231L0 232ZM13 233H14V235H15V233L17 234V233H19V232H16V231H13ZM13 233H12V235H13ZM25 233V235L27 236V235H29V234H26ZM47 232H45V234H46ZM66 233V232H65ZM71 233V232H70ZM87 233V232H86ZM126 233V232H125ZM161 233H162V231H161ZM204 233V232H203ZM210 233V232H209ZM62 234V233H61ZM165 234H167L166 232H165ZM201 234V233H200ZM23 235V234H22ZM49 235V234H48ZM66 235L67 234H65V235H63L62 234V236H65V240H66ZM71 235V234H70ZM78 235V234H77ZM128 235V234H127ZM137 235V234H136ZM136 235H134V236H136ZM182 235V236H181ZM197 235H195V237H193V239L195 238V239H197L196 238V236ZM202 235V234H201ZM25 236V237H26ZM30 236V235H29ZM42 236H44V237H42ZM51 236V235H50ZM130 236V235H129ZM132 236H133V234H132ZM140 236V234H138V236L137 237H139ZM162 236H164V234H162ZM161 236V237H162ZM186 236H184L183 238H181V241L179 240V245H181L180 244V242H183L184 241V238H187ZM209 236V235H208ZM9 237V236H8ZM12 238H13V236H11ZM15 237V236H14ZM17 237H20L21 238V236H19L18 234H17ZM16 237V238H17ZM32 237H30V238H32ZM33 237V238H34ZM72 237V236H71ZM128 237V236H127ZM136 237V239L137 240H139L138 238ZM189 237V238H190ZM199 237L200 236H198V239H199ZM203 237V236H202ZM24 238V237H23ZM23 238H21V239H23ZM27 239H25L26 240V242H27V240L28 239H30L28 236L26 237ZM48 238V237H47ZM53 238V237H52ZM135 238V237H134ZM133 238V239H134ZM188 238V240H186L185 239V242H188L189 243V240L191 241V244H192V241L194 242V240H191V239H189ZM21 239H19V240H21ZM24 239L22 240V242H21V245H22V243H23V241H24ZM56 239H57V237H56ZM135 239V240H136ZM142 239V238H141ZM183 239V240H182ZM197 239V241L195 240V243H198V244H200L199 242V240ZM206 239V238H205ZM256 239V238H255ZM13 240V239H12ZM17 240V239H16ZM33 240V239H32ZM33 240V241H34ZM58 240V239H57ZM69 240V239H68ZM128 240V242L129 241H131L130 240V237H129V239H127ZM136 240V241H137ZM176 240V239H175ZM211 240H212V238H211ZM215 240V239H214ZM257 240V239H256ZM10 241V240H9ZM8 241V242H9ZM13 241H15V240H13ZM32 241V242H33ZM48 241V240H47ZM51 241V240H50ZM54 241V240H53ZM53 241H52V243H53ZM136 241H135V243H136ZM177 241V240H176ZM174 242L175 243V245H178L177 244V242ZM199 241V242H198ZM16 242V241H15ZM14 242V243H15ZM18 242V241H17ZM25 242V241H24ZM26 242H25V244H26ZM58 242V241H57ZM64 242V241H63ZM66 242V241H65ZM133 241H131L130 243H132ZM143 242H144V240H143ZM206 242V241H205ZM204 242V243H205ZM258 242V241H257ZM13 243V242H12ZM27 243H29V241L27 242ZM30 243H31V239H30ZM35 243V242H34ZM36 243L35 244H33V245H36ZM55 243V242H54ZM69 243V242H68ZM129 243V244H130ZM134 243V242H133ZM138 243V242H137ZM136 243V244H137ZM155 243V242H154ZM173 243V244H174ZM195 243H193V244H195ZM213 243V242H212ZM261 243V242H260ZM10 244H11V241H10ZM15 244H18V243H15ZM20 244V243H19ZM32 244V243H31ZM56 244V243H55ZM55 244H53L54 245V247H55ZM58 244V243H57ZM60 244V243H59ZM63 244H65L66 245V243H63ZM136 244H134V245H136ZM157 244V243H156ZM156 244H154L155 246H157ZM159 244V243H158ZM198 244H195L194 246L196 247ZM21 245H20V247H21ZM32 245V246H33ZM49 247H50V245L49 244H47ZM52 245V246H53ZM153 245V247H154V250H155V246ZM179 245L178 246H176V247H178V249H180L181 250V252H188V251H190V249L187 251V250H185L184 249V251L179 247ZM182 245H184L185 246V244L183 243ZM181 245V247H184V246H182ZM187 245L190 247V243L189 244H186V247H184V248H189V247H187ZM260 245V244H259ZM17 246V245H16ZM23 246V245H22ZM26 246H31V245H27L26 244ZM26 246H24L23 248H26ZM31 246V247H32ZM38 246V245H37ZM46 246V245H45ZM60 246H62V245H60ZM64 246V245H63ZM63 246H62V250L61 251H63ZM128 245H126V248H128L127 250H130L129 249V246L127 247ZM138 246H139V244H138ZM137 246V247H138ZM148 246V245H147ZM149 246H151V245H149ZM194 246H191L192 247V251H193V249H194V251H197V252H199V246H197L198 247V249H196ZM203 246L204 245H202L201 247L203 248ZM19 247V246H18ZM19 247V248H20ZM35 246H33V248H34ZM44 246H42V248H43ZM59 247V246H58ZM57 247V248H58ZM66 247H69V246H65V248ZM142 247V246H141ZM206 247V249H207V247L208 248H210L208 245L207 246H205ZM204 247V248H205ZM14 248V247H13ZM12 248V249H13ZM36 248V247H35ZM35 248L33 249V250H35ZM39 248V249H38ZM45 248V247H44ZM43 248V249H44ZM56 248V247H55ZM130 248H132L131 247V245H130ZM135 248V247H134ZM144 248H145V245H144ZM157 248V247H156ZM174 247H172V249H169L170 251L172 250H174V249H176V248H174ZM256 248V247H255ZM258 248V247H257ZM17 249V248H16ZM37 249L38 250H40L41 248L40 247H37ZM51 249V250H50ZM49 250H48V248H47V254H48V256L50 255L49 253H51V252H49V251H52V249L53 248H50ZM61 249V248H60ZM158 249V248H157ZM156 249V250H157ZM196 249V250H195ZM10 250V249H9ZM26 250V249H25ZM28 250V249H27ZM33 250H31V248H30V254L33 252L34 253V251ZM56 250V249H55ZM119 250H121V249H119ZM132 250V249H131ZM134 250V249H133ZM154 250H153V252H154ZM159 250V249H158ZM168 250V249H167ZM203 250V249H202ZM257 250V249H256ZM256 250H253V251H256ZM264 250V249H263ZM13 251H16L15 249L13 250ZM20 251H22V249L20 250ZM32 251V252H31ZM37 250H35V252H36ZM41 251H43V250H40L39 252H41ZM46 251V250H45ZM60 251V252H61ZM171 251V252H172ZM179 251V250H178ZM178 251H177V253H178ZM18 252V251H17ZM16 252V253H17ZM23 252V251H22ZM25 253H28V252H26V251H24ZM23 252V254L25 255V253ZM38 252V251H37ZM49 252V253H48ZM159 253H160V251H158ZM169 252V251H168ZM176 252V251H175ZM181 252H180V254H181ZM196 252V253H197ZM207 252V251H206ZM257 252V251H256ZM15 253V252H14ZM19 253H21V252H19ZM56 253V252H55ZM63 253H64V251H63ZM121 254H122V252H120ZM126 253V252H125ZM176 253V254H177ZM190 253H191V251H190ZM253 253V252H252ZM10 254H11V252H10ZM13 254V253H12ZM30 254H28V256H30ZM62 254V253H61ZM112 254V253H111ZM144 254V253H143ZM153 254V253H152ZM156 254H158V253H156V251H155V255ZM161 254V253H160ZM160 254H158L159 256H161ZM171 254V253H170ZM170 254H164L165 255V258H167L166 259V261L169 259V255ZM174 254V252L171 254V255H173ZM187 254H189V253H187ZM255 254V253H254ZM253 254V255H254ZM258 254V253H257ZM14 255V254H13ZM27 255V254H26ZM34 256H36L37 254L36 253H34L33 254ZM32 254H31V256H33ZM57 255V254H56ZM126 255H127V253H126ZM145 255V254H144ZM154 254H153V256L152 257H154L155 256ZM164 255H162V256H164ZM182 255H183V253H182ZM186 255V253L184 254V256ZM197 255V254H196ZM19 256V255H18ZM27 256V257H28ZM29 257V258H27L26 256H24L26 259H28V261L30 262L31 261V259H33L32 257ZM41 256H46L47 257V255L45 254H41ZM41 256H39V257H41ZM61 256V255H60ZM103 256V255H102ZM157 256V255H156ZM158 256V257H159ZM161 256V258L160 259H164V257H162ZM181 256V255H180ZM42 257V258H43ZM51 257V256H50ZM128 257H131V256H128ZM128 257H126L125 255L124 256H122V258H118L119 260L117 261L116 260V258L114 257V260H116L118 263H116L114 260V262L112 263V264H114V263H116V264H129L130 262H132L131 264H133L134 263V261L133 260H131V258L129 259ZM182 257V256H181ZM181 257H180V261L181 262H183L184 263V261H183V257H182V259H181ZM12 256H11V259H10V261L12 260ZM19 258V257H18ZM42 258H38V255L36 256V257H34V263L33 264H42V263H45L44 262V260L45 259H42ZM45 258V257H44ZM155 259H151V261H153V260H160L159 258L158 259H156V257H154ZM185 258H186V256H185ZM187 258H188V255H187ZM191 258H193V257H191ZM190 258V259H191ZM197 258V257H196ZM23 259V258H22ZM21 259V260H22ZM30 259V260H29ZM49 259V258H48ZM57 259V258H56ZM59 259V258H58ZM57 259V260H58ZM19 260H20V258H19ZM18 260V263H16V264H20V262H21V260L19 261ZM46 260H47V258H46ZM165 260V259H164ZM164 260H162L161 262H163V264H165L164 262ZM185 260H187V259H185ZM220 260V259H219ZM28 261L26 262V263H28ZM33 261V260H32ZM50 261V260H49ZM111 261V260H110ZM150 261V262H151ZM179 261V262H180ZM189 261H191V260H189ZM253 261V260H252ZM255 261H256V259H255ZM22 262H25V261H22ZM21 262V263H22ZM64 262V261H63ZM112 262V261H111ZM154 262V261H153ZM161 262H159V264H162ZM180 262V263H181ZM185 262H187V261H185ZM47 263V262H46ZM167 263V262H166ZM185 264V263H184ZM190 264V263H189ZM256 264V263H255Z\"/></svg>", "mask_w": 264, "mask_h": 264}]
</instances>
